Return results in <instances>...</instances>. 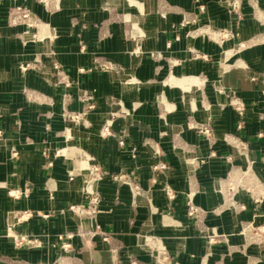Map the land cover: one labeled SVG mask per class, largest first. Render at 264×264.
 I'll return each mask as SVG.
<instances>
[{
	"label": "crops",
	"instance_id": "1",
	"mask_svg": "<svg viewBox=\"0 0 264 264\" xmlns=\"http://www.w3.org/2000/svg\"><path fill=\"white\" fill-rule=\"evenodd\" d=\"M253 2L264 16V0ZM227 3L0 0V264L26 257L8 227L40 242L39 261L64 243L87 264H153L145 252L153 239L174 264H264V238L243 244L238 234L247 224L264 230V25L243 14L246 4L240 17ZM161 85L172 92L164 125L159 111L143 108L164 96ZM230 93L240 116L227 106ZM109 95L125 112L136 108L132 123L113 117ZM192 119L211 139L189 127ZM147 136L160 159L141 144ZM90 162L103 174L96 223L107 243L67 210L86 203ZM247 162L259 184L220 192ZM160 163L165 169H154ZM190 191L204 217L187 215Z\"/></svg>",
	"mask_w": 264,
	"mask_h": 264
},
{
	"label": "rangeland",
	"instance_id": "2",
	"mask_svg": "<svg viewBox=\"0 0 264 264\" xmlns=\"http://www.w3.org/2000/svg\"><path fill=\"white\" fill-rule=\"evenodd\" d=\"M227 4H228L227 11L231 12V13H235L237 16H240V17H242L241 16L242 15L241 12H243L241 4H243L244 6L246 4L247 11H245L246 13H243V14L245 16H249L250 19L257 20L258 25H260V26L264 25V16H263V14H261L262 13L261 12V8L256 6L254 4L253 0H244V1H242V0H228ZM19 10L20 11H18V9H17L16 11L18 13L19 12L23 13L21 8H19ZM26 28H28L29 31H33L32 27H29V26L27 27L26 26ZM240 49H242V48L240 47L239 50ZM101 65H102V63L100 62V67L102 68V72H107L108 71L107 70L108 65H104V66H101ZM217 85L218 84H213L212 85V88L214 89L215 92L216 91H221L218 88ZM160 87L161 88H160L159 92L162 93V94L164 93L163 94L164 96H162V97L159 96L157 99H155V101H154L152 106H151L150 103L144 104L143 108L147 107L149 109H154V110L159 111V113H158L159 114L158 123L164 125V123H165V116L164 115L167 114L166 113L167 112V110H166L167 92L166 91L169 90L168 94H171L172 92L170 91L171 88H169L168 86H162L161 85ZM145 88L149 89L150 87H144V88H138V89H145ZM233 97H235V96H233L231 93L230 94H226V98H228L227 106L232 108V109L235 108L231 104L232 100L234 99ZM175 100H177L176 97L174 98V101H170L169 103L170 104L172 103V104L176 105L177 103H176ZM181 100H179V98H178V101L182 102ZM106 105L110 106L111 108H115V111L112 113V115H113V117L115 119L120 118V117H126L128 119L130 118V123H132V121H131V118L133 116L132 114L135 113L134 111L136 110V108H133V109L130 108L129 112H125L122 109L119 100L117 98H115L114 96H112V95H109ZM195 105L199 106V107L200 106L201 107L204 106L205 110L208 109V107H209L208 104H204V101H201V100L200 101H196ZM151 122H152V120L145 119V121H142V123H140V122L139 123H140V125L143 126V128L145 130H148V132H149L150 131ZM156 122H157V120L155 119V124H156ZM188 124H189V127L191 129H194L196 132H199L201 127H203L205 125L204 123H200V121L196 122L193 119L191 120V122H188ZM159 126H161V125H159ZM158 128L160 129L161 127H158ZM160 133H161V131H160ZM148 136H150V134H148ZM150 137L144 138L143 141L141 142V144L143 146H146V147L150 148L152 150L153 155L160 159L161 157L164 156V153H163V151L160 149V147L158 145L159 142H157L156 140L150 139ZM158 138H159V141H160L161 139L165 138V136L164 137L161 136V137H158ZM133 149L136 152L135 147H133ZM254 184H256V182H254ZM127 185L130 188L131 193L133 194V188H132L133 184L129 183ZM166 186H168V185H165V187ZM164 190H165V188H164ZM218 190L220 192H226V195H228V196H231L233 194L235 195L237 193V192L228 191L226 188L223 189L221 187H219ZM193 193H194L193 191H190L187 194V201L189 202V200H191L192 205H194V203H193L194 194ZM228 198L230 199V197H227V196L225 197L224 196L223 202L224 203L227 202V200H229ZM197 210H198V213H197L196 218L197 217H201L203 215V211L201 212L198 208H197ZM203 217H204V215H203ZM198 219H201V218H198ZM253 232H254V229H250V230L248 229L247 231H245L244 233L241 234V232L239 230L238 234L242 238L243 244L244 243L245 244L246 243L254 244L258 240H262V238H264V237L256 238L253 235ZM90 234H93V232H91ZM82 235H83L82 237H84L85 234H82ZM145 245H146V247H145L146 251L145 252H147V254L151 257V258H149V260H152L153 264H174L172 262V258H168V252L166 251L165 246L161 242L157 243V242L153 241V239H152L150 242L146 241ZM63 246H64V243L60 247H57L54 251H52V252L49 251L47 253L48 254V258H53V259L51 261H47V262L46 261H39L38 258H41V257L36 256V254L34 253V251L36 249H38L37 247H39V246H31V247L21 246V248L23 250H25V252H23V255L26 256V257H23L25 259H21V260L14 261V262L12 261V263H9V264H87L86 258L77 257L76 256V252L71 250V248H69L68 245H67V247H64V248H63ZM128 264H136V261L135 260H130ZM142 264H145V263H142Z\"/></svg>",
	"mask_w": 264,
	"mask_h": 264
},
{
	"label": "built area",
	"instance_id": "3",
	"mask_svg": "<svg viewBox=\"0 0 264 264\" xmlns=\"http://www.w3.org/2000/svg\"><path fill=\"white\" fill-rule=\"evenodd\" d=\"M24 17H26V15H24ZM233 98L234 99L232 100L231 104L235 107L234 110L237 112V115L240 116L243 111V105L236 97H233ZM199 132L202 135H204L206 138L211 139L212 137L211 130L207 125H204L203 127H201ZM234 144L236 148H238V150L244 151L243 145L240 144V142H237L236 140ZM154 169H165V165L163 163H160L157 166H155ZM85 170L87 172V177L84 178L82 181V191L84 192L86 196V203L84 205H70L68 206L67 210H69L74 216H76L79 219H88L89 221L94 223L95 224L94 233L98 234L104 243H107L108 235L105 234L100 229L99 225L96 223V216L98 213V206L100 204L101 197L95 187L97 183L103 179V174H102L101 169L96 164H93L91 162L86 165ZM70 179H72L71 175H70ZM227 180H228L227 181L228 183L226 185V189L232 192L250 191V187H251L250 185H252L253 181L259 184V182L256 180V178L254 177L250 169L249 162L246 163V166L244 169H237L235 170V172L230 171L227 174ZM132 188H133L134 196L139 194L140 190L137 186L133 185ZM165 192H166V195L169 197V199L173 198V193L170 187L166 186ZM230 202L232 204H237L233 199H231ZM188 203L189 204H188L187 215L189 217L197 216V213H198L197 208L194 205H192L191 200H189ZM23 216H24L23 219H27L30 216V214L24 213ZM248 229L250 230L253 228L251 227V225L247 224L240 230L241 234L247 231ZM253 235L256 238L264 237V230L254 229ZM6 236L11 238L14 241L16 246L31 247V246L40 245V242L36 238L25 236L22 234L21 235L15 234L11 227L7 228ZM71 236H72L71 234L67 235L68 238H70ZM64 247H67V245H64L63 248Z\"/></svg>",
	"mask_w": 264,
	"mask_h": 264
},
{
	"label": "bare ground",
	"instance_id": "4",
	"mask_svg": "<svg viewBox=\"0 0 264 264\" xmlns=\"http://www.w3.org/2000/svg\"><path fill=\"white\" fill-rule=\"evenodd\" d=\"M240 47L242 48L243 47V44H241Z\"/></svg>",
	"mask_w": 264,
	"mask_h": 264
}]
</instances>
